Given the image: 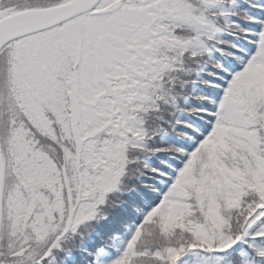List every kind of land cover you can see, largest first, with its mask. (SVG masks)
Instances as JSON below:
<instances>
[{
  "label": "snow or ice",
  "instance_id": "snow-or-ice-1",
  "mask_svg": "<svg viewBox=\"0 0 264 264\" xmlns=\"http://www.w3.org/2000/svg\"><path fill=\"white\" fill-rule=\"evenodd\" d=\"M0 264H264V0H0Z\"/></svg>",
  "mask_w": 264,
  "mask_h": 264
}]
</instances>
